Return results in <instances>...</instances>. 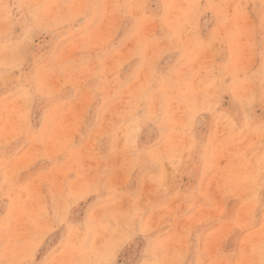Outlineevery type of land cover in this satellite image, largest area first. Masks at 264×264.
<instances>
[{"label": "rangeland", "instance_id": "rangeland-1", "mask_svg": "<svg viewBox=\"0 0 264 264\" xmlns=\"http://www.w3.org/2000/svg\"><path fill=\"white\" fill-rule=\"evenodd\" d=\"M0 264H264V0H0Z\"/></svg>", "mask_w": 264, "mask_h": 264}]
</instances>
